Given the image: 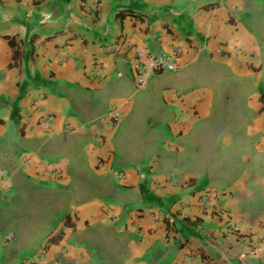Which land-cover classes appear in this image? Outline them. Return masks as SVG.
<instances>
[{
    "label": "crops",
    "instance_id": "1",
    "mask_svg": "<svg viewBox=\"0 0 264 264\" xmlns=\"http://www.w3.org/2000/svg\"><path fill=\"white\" fill-rule=\"evenodd\" d=\"M0 172V264H264V0H0Z\"/></svg>",
    "mask_w": 264,
    "mask_h": 264
},
{
    "label": "built area",
    "instance_id": "2",
    "mask_svg": "<svg viewBox=\"0 0 264 264\" xmlns=\"http://www.w3.org/2000/svg\"><path fill=\"white\" fill-rule=\"evenodd\" d=\"M127 51L131 55V68L134 77V81L138 87H143L147 81V79L153 75H156L162 71H176L177 67L175 63L172 62L171 56L162 51H151L146 49L145 47L137 46V45H127ZM180 52L179 48L173 49V55H177ZM113 118H117L118 113L112 112L111 115ZM51 119L50 115H43L38 118V122L46 124ZM121 177V173L118 174ZM0 178L5 183H10L9 177L6 172H0ZM3 186L0 183V197L1 190ZM215 197L216 192L210 191L209 189H205L200 193V200L203 204L207 203V197ZM225 213L226 212L222 208L217 209V213ZM225 229L228 235H239V225L238 223L230 220L228 217L225 218ZM252 243L249 239L246 241V248L252 249ZM41 255H38L33 262L29 264H38L41 260ZM185 259H192L190 256H187Z\"/></svg>",
    "mask_w": 264,
    "mask_h": 264
}]
</instances>
